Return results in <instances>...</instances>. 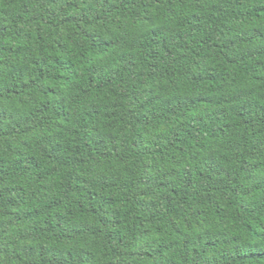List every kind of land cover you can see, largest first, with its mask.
<instances>
[{
	"label": "trees",
	"instance_id": "trees-1",
	"mask_svg": "<svg viewBox=\"0 0 264 264\" xmlns=\"http://www.w3.org/2000/svg\"><path fill=\"white\" fill-rule=\"evenodd\" d=\"M0 264H264V0H0Z\"/></svg>",
	"mask_w": 264,
	"mask_h": 264
}]
</instances>
